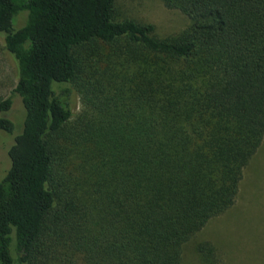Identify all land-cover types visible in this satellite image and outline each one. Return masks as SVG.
Wrapping results in <instances>:
<instances>
[{"label": "trees", "instance_id": "1", "mask_svg": "<svg viewBox=\"0 0 264 264\" xmlns=\"http://www.w3.org/2000/svg\"><path fill=\"white\" fill-rule=\"evenodd\" d=\"M160 1L189 20L174 38L114 0H0V112L23 114L0 116V264H181L234 205L264 138V0Z\"/></svg>", "mask_w": 264, "mask_h": 264}, {"label": "rangeland", "instance_id": "2", "mask_svg": "<svg viewBox=\"0 0 264 264\" xmlns=\"http://www.w3.org/2000/svg\"><path fill=\"white\" fill-rule=\"evenodd\" d=\"M116 18H128L138 23L151 24L159 39L178 36L189 26L188 18L176 10H169L160 0H114ZM24 14L13 20L20 28ZM17 70L11 55L4 49L0 35V100L11 95L16 84ZM13 105L0 116L14 123L20 131L23 114L20 100L12 96ZM82 105L74 95L73 115L81 113ZM1 134L3 132L0 131ZM0 134V168H7V139ZM1 174V173H0ZM209 242L218 254L219 264H264V138L256 154L243 170L234 205L224 214L211 219L183 247L181 264H200L194 252L195 243Z\"/></svg>", "mask_w": 264, "mask_h": 264}]
</instances>
